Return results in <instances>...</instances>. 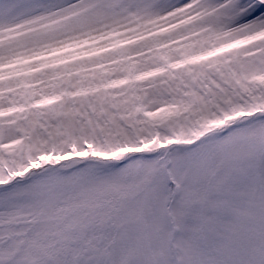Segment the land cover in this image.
Returning a JSON list of instances; mask_svg holds the SVG:
<instances>
[{
    "label": "snow or ice",
    "instance_id": "snow-or-ice-1",
    "mask_svg": "<svg viewBox=\"0 0 264 264\" xmlns=\"http://www.w3.org/2000/svg\"><path fill=\"white\" fill-rule=\"evenodd\" d=\"M0 264H264V0H0Z\"/></svg>",
    "mask_w": 264,
    "mask_h": 264
}]
</instances>
